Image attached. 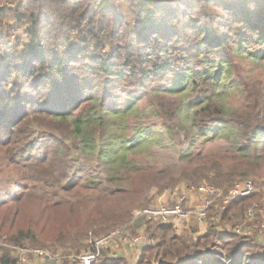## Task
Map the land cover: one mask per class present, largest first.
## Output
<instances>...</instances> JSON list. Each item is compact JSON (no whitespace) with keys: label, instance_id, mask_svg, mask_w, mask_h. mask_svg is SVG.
<instances>
[{"label":"rangeland","instance_id":"374dc122","mask_svg":"<svg viewBox=\"0 0 264 264\" xmlns=\"http://www.w3.org/2000/svg\"><path fill=\"white\" fill-rule=\"evenodd\" d=\"M36 1H39L37 6L27 0H0V90L9 92L4 100L9 106L34 91L31 83H23V77H19L16 70L24 59L30 58L26 56L25 47L34 31H38L39 45L48 55L51 51L59 55L73 54L86 47L82 43L86 38L90 43L88 53L95 57L112 60L114 52L121 49L123 58L128 59L131 54L129 58L151 71L168 62L174 63L173 58L179 53L191 55L192 62L186 67H165V72L153 74L138 88H131L137 78L117 80L114 75L98 72L94 83H79L83 96L76 106H71L70 110L65 108L71 113L68 120L34 114L23 121L11 137L3 135L5 138L0 140V202L12 194L10 204L1 206L0 203V252L7 264H16L17 258L8 245L73 254L87 248L90 232L101 236L127 228L132 234L145 232L149 235V229L161 222L133 224V211L160 202L174 205L182 197L185 198L184 208L192 209L187 200L190 193L195 192L192 186L208 183L217 186L211 178L192 176V170L208 157L219 158L226 165L246 155L247 159H258V166L236 182L253 179L260 185L264 183V147L258 148L249 138L241 136V130L240 135L237 130H231L233 126H240L242 130L245 125L264 127V45L257 41L256 34L249 35L241 23L234 26L240 27L239 35L233 32L226 36L233 20L244 15V11L263 13L264 0H157L162 9L158 16L156 12L159 20L156 28L160 30L153 32L167 35L158 38L157 46L147 50L136 48L139 45V4L144 0H80L77 12L72 8L76 0ZM89 1L98 5L92 22L88 21L89 15L82 5H88ZM57 9L58 12L53 13ZM154 11L157 10L154 8ZM33 15L39 19L37 28ZM262 15L256 14V17ZM171 33H176L178 38H167ZM183 33H188L186 40L191 45L205 35L220 38L219 44L226 41L221 49L222 57L215 60L213 46L209 49L210 45L203 40L198 56L190 47V52L182 47L173 48V44L181 43H174L176 39L184 41ZM239 36L240 41H244L240 47L236 45ZM99 82L110 85H103V89H109L108 93L101 98L105 95L102 91L92 99L89 91L94 87L97 93ZM130 97L135 100L126 106ZM80 112L91 117V125H85L83 133L78 135L73 133L71 120ZM257 118L260 120L255 123L248 120ZM225 123H229L228 128L204 132L207 126L219 124L221 127ZM123 138L139 139L140 145L121 156L119 142ZM259 139L263 141L264 134ZM26 144L34 148L25 154ZM148 175L150 186L144 182ZM19 193L32 198L27 196L17 202ZM162 195L169 197L159 200ZM257 195L252 203H245L247 207H237L226 223L229 224L233 216L237 217L232 219L231 227L247 221L254 231L249 236L253 240L261 239L253 242L260 247L256 255L262 257L264 237L258 235L257 227L264 222V201ZM204 198L199 196L197 205L203 204ZM46 202L69 203L74 209L71 213L74 216L70 218L72 225L62 228L56 224V229L54 226L51 230L44 223L39 230L32 226L36 234L44 231L35 238L27 230L36 218L44 216L42 204ZM255 203H259L262 212L258 211L254 219L248 220L246 211ZM3 219L7 220L5 224H1ZM24 229L29 236L14 241L12 238H19V231ZM151 237L156 240L155 236ZM135 246H119L121 253L118 255L126 258L124 251L131 250L127 254L131 259L133 255L130 254L144 244ZM207 251L202 257H214L210 250ZM107 253L116 254L117 251L110 249ZM223 262L230 264L226 259ZM244 262L255 264L253 260ZM154 264H161V261L155 260Z\"/></svg>","mask_w":264,"mask_h":264},{"label":"trees","instance_id":"16d2710c","mask_svg":"<svg viewBox=\"0 0 264 264\" xmlns=\"http://www.w3.org/2000/svg\"><path fill=\"white\" fill-rule=\"evenodd\" d=\"M27 2H32L33 6H37V3L39 1L27 0ZM91 2L92 1H89L88 5L82 4L83 8L85 6L86 14L89 15V22H92V20L94 19L98 6L91 4ZM80 5V0L72 2V8H76V12L78 11ZM154 8L157 11H154ZM161 10L162 9L159 6L157 0H144L140 2L138 14L140 27L137 29L139 45L136 48H145L147 50V48L149 49L153 46L156 47L158 38L167 35H161L162 33L153 32L154 29H157L158 31L160 30L156 28V26L159 25V20L158 17H156V12L158 16V12H160ZM57 12L58 9L53 13ZM244 12V15H241L240 18L233 20V24L227 31L226 36H229L233 32H235L236 35H239L240 27L235 28L234 26L237 23H241L242 27H244L245 30L248 31L249 35H253L252 37H254V34H256L257 41H260V43L264 45V12L262 13V11H258V13H256L260 15L263 14L261 17H256L255 12L250 10H246ZM33 16L35 17V19L33 20V24L34 27L37 28L39 19H37L36 15ZM204 32L205 31L203 30V33ZM149 33H151L152 36H150ZM183 34L184 35H182V37L184 38V41L181 39H176L174 43L176 41H181V43L173 44V48L178 49L182 47L185 52H190V49L188 48L190 47L193 48L194 51H196L195 53L197 55L200 51V46H202V42L204 41V44L210 45L208 46L209 49L213 46V54L216 55L214 56L216 57L215 60L222 57L221 49L225 46L226 41H222L219 44V41L221 40L220 38H209L208 35H205V37L203 38L200 37L195 45H191L190 42L186 40V36H188V33ZM169 37L178 38L176 33H171L167 38ZM252 37L251 39H253ZM243 42V40L240 41L239 36L236 41V45L239 44L238 46L240 47L241 45H243ZM82 43L83 45H86V47L77 49V51L73 54L68 55V52H65L64 55H59L54 51H51V53L48 55L46 51H44L39 45L38 31H34V33L32 34V40L25 47L26 56H30V58L24 59L21 65H19V67L16 69L19 73V77H23V83H31V86L34 87L32 88L34 91L26 93L22 100L16 101L14 105L9 106V103H5L4 101L6 99V95H8L9 92L5 89L0 90V126H2L0 129V140L5 138V136L6 138L7 136L11 137V135L16 133L18 127L21 128L20 124L26 119H29L30 115L32 116L34 114H49L54 117H60L63 120H68L71 116V113L68 112V109L71 106H76L79 103L80 97L83 96L79 83H94L96 80L95 78H97L99 74L98 72L114 75L116 77L115 79L117 80L124 79L126 81H131L132 79L137 78V80L135 79L136 81L131 88H138L139 86H142V82H145V80H147L149 77L151 78L153 74H161L165 72V67H174L175 65L186 67L192 62L191 55H189L188 53H179L177 57L173 58V60L175 61L174 63L168 62L166 66L163 65L160 69H158V67H155L151 71L147 67H142L139 61H134L129 58L132 57L131 54L128 55V59L127 57L123 58L121 49H117V52L115 51L112 55L113 59L107 61V59L97 58L92 55V53H88L90 43L86 38ZM68 56L71 58L70 60H68ZM4 57L7 61L10 60V57L8 55H4ZM121 59L124 62L121 61ZM200 59L203 62V58ZM81 67L85 71H82L80 69ZM10 68L11 67L9 66L8 70H10ZM104 83L105 82H103L102 85L100 82L98 83V88L100 89L97 91V93L94 87L89 91V94H91L90 98L93 99L95 98V96H99V93L102 91L103 93H105V95H102L101 98L106 97L109 89L106 87H104L103 89V85H110H105ZM127 100L128 101H126V106L128 103H131L135 99L130 97ZM129 107L130 106L128 105V108ZM90 120L91 117L88 116L87 113L80 112L76 114L71 120V124L74 129L73 133L81 135L83 133L82 129L84 128V126L91 125ZM248 120L255 123V121L258 122L260 119L257 118ZM224 126L225 128H228L227 126H229V123L228 125L225 123L221 127H219V124H212L210 126H207L204 129V132H208L211 130L221 131ZM250 126L251 125H245L244 130L240 129V126H233L235 129L231 127V130H237L239 132V135L241 130V136L243 135L244 138H249L256 144L258 148L264 147V140L261 141L259 139V136L264 134V127L259 126V124H256L254 128ZM4 134L5 136H3ZM94 136L95 139H98L96 134ZM138 142L139 139L130 140L128 138H123V140L119 142V144H121L122 146V148L119 150V152H121L120 155L123 156V154H125L128 149H136L140 145H138ZM33 148L34 147L32 145L27 146L26 144L23 152L26 154L28 150H33ZM246 156H242V158H239L233 163L227 165L223 163V161L219 158L208 157V159L202 160L196 169L192 170V176L199 178H211V181L216 183L217 186L223 187L225 189H230L236 183V180L240 176L245 175L248 171L258 166V159L250 160L247 159ZM144 182L147 184V186H150L149 175L144 177ZM11 195L12 194L9 193L4 198H2V202H0L2 203L1 206H7V204H10L12 197ZM27 196L32 198V196L30 195L19 193V195H17L16 197V201L21 202ZM257 196L258 195L256 194L250 198H244L235 201L229 206L224 214H222V216H224V220L229 217L230 213H233L236 209H238L237 207L241 205L245 206L247 204V201H249V203H252V201L256 199ZM39 201L43 200L39 199ZM73 211L74 209L69 205V203H43L42 213L44 212V216L42 218H36L35 221L30 224L31 226L28 227L27 231L33 233L35 235L34 237L37 238V236L39 237V234H42L44 231H39V234H36L31 229L32 226L38 228L39 230L41 224L44 223L51 230L54 228V226L56 229V224L60 225L62 228L67 224L72 225L70 218L74 216L71 215ZM18 214L19 212H17V216ZM6 221V219H3L1 224H5L4 222ZM213 229H210L204 237L199 238L196 245L190 248L189 246H187V243L183 237L173 234L172 225L163 223L156 224L153 229H149V235L155 236L156 240L154 242H149L143 246L137 264H154L155 260H160L161 264H224V259H226L230 264H235V262L237 261H240L241 264H245V260H253L255 264L264 262L263 255L262 257L261 255H256L258 251L257 248L260 247L253 242L254 240L252 239V237L238 235L231 231H228L225 234H220L219 231ZM60 230L61 229H59V232ZM27 231H25V229L20 230L19 238L12 239H14V241H21L24 236H29L26 233ZM46 233L47 232H45L44 235ZM49 237H52L50 233ZM205 247H209L207 250H210V252L213 253L214 257H202V254L207 251L204 250ZM223 249H225V251ZM94 264L130 263L127 258L120 256H109L108 253H104L102 257Z\"/></svg>","mask_w":264,"mask_h":264},{"label":"built area","instance_id":"2783aa9c","mask_svg":"<svg viewBox=\"0 0 264 264\" xmlns=\"http://www.w3.org/2000/svg\"><path fill=\"white\" fill-rule=\"evenodd\" d=\"M191 188L205 197L203 204L196 205L192 209H186L182 204L184 197L174 205L160 202L156 205L135 209L132 213V223L159 221L163 224L173 225L178 230L195 216L201 223L209 226L211 221L220 218L235 201L250 198L256 194H260L264 201V183L260 185L253 179L237 181L230 189L209 183ZM258 205L259 203H255L247 209L246 217L248 220L254 219L258 211L262 212ZM211 213L214 215L211 216ZM257 228L260 230L258 235L264 237V222L261 227ZM230 231L243 236H249L254 232L247 221L232 226ZM153 241L154 238L145 232L132 234L127 228H121L101 236H96L90 232L87 248L79 253L64 254L42 248H19L10 245L8 247L16 252V264H94L110 249L117 251V253H108V255L116 257L120 256L118 254L121 253L119 246L134 248L135 245H145ZM0 264H7L2 252H0ZM131 264H137V260L132 261Z\"/></svg>","mask_w":264,"mask_h":264},{"label":"crops","instance_id":"0c3cea01","mask_svg":"<svg viewBox=\"0 0 264 264\" xmlns=\"http://www.w3.org/2000/svg\"><path fill=\"white\" fill-rule=\"evenodd\" d=\"M199 196H201V195L198 192H194L192 194L190 193V196L187 197L188 205H190L192 208L195 207L197 205V202H199V199H198ZM168 197L169 196L165 197V195H162V197L159 200H162V199L166 200ZM164 200H162V201H164ZM213 213H211V216L214 215ZM231 214L232 213H230V215ZM236 217L234 218V216H233L231 218V222L228 224V223H226L227 219L224 220V216H220V218H218L216 221H211L210 225L208 226L205 223H201L197 219V217L193 216L190 219V221L184 227H181L178 230H176L175 227L172 225V231H173L174 235L183 237L185 239L186 243H187V246L192 248L194 245H196V243L199 240V238L204 237L209 232L210 229L214 228L217 231H219L220 234H225L228 231L230 232V228H231L230 225L232 224L233 220L236 219ZM259 240H261V239L255 238L254 241L257 242ZM142 249H143V246L140 247L136 252L133 251L134 254H130V256L133 255L131 257V259H129L127 257V254L131 250H128V252L124 251V252H126V258L129 261H136V260L138 261L139 255H140Z\"/></svg>","mask_w":264,"mask_h":264}]
</instances>
